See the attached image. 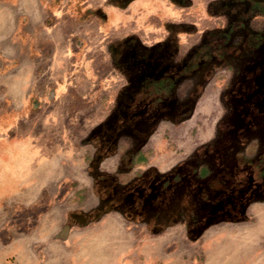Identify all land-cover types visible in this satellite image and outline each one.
<instances>
[{"label": "crops", "instance_id": "crops-1", "mask_svg": "<svg viewBox=\"0 0 264 264\" xmlns=\"http://www.w3.org/2000/svg\"><path fill=\"white\" fill-rule=\"evenodd\" d=\"M205 1L0 0V264H264V0Z\"/></svg>", "mask_w": 264, "mask_h": 264}, {"label": "rangeland", "instance_id": "rangeland-1", "mask_svg": "<svg viewBox=\"0 0 264 264\" xmlns=\"http://www.w3.org/2000/svg\"><path fill=\"white\" fill-rule=\"evenodd\" d=\"M234 1H237V2L242 1V2H244V3H246L248 5V3H247L248 0H210L209 2H210V4H212V7H214L216 9V11L219 12V11L223 10L224 6H227V5L230 6V3H231V6L233 7L234 6ZM249 1L251 2L252 0H249ZM259 1L261 2L262 0H259ZM205 4H207V1L202 0V2H201L202 7H204ZM261 17H262L261 20L264 21V15H262ZM219 22H220V17L217 16V23H219ZM257 29H259V28H257ZM248 35H249V37L251 36L249 41L253 40V42H256V40H259V39H261L260 41H262V40L264 41V32H262L261 34L260 33H249ZM257 35H258V37H257ZM255 37H257L256 40H255ZM260 41H258V43ZM121 44H122V41H121ZM250 45H252L251 42H249V48L251 47ZM253 45H255V43H253ZM120 53H121L120 61L122 63V58H124L122 56V54H123V50L122 49H120ZM103 65L104 66H101V67L98 66L97 69H94V66H91V65H87L86 66V68L88 70L87 75H86V77L88 78V81H87L88 88H95L96 87V82L94 80H92V78L93 79L95 78V77H92L93 75H95L94 72H98L99 75H100L102 71H107L109 69L108 65H106V62ZM102 78H105V74L102 75ZM108 83L105 80L104 81L100 80V82H98V87L99 88H107ZM65 84H66L65 87H67V88H76V86H75L76 82L75 81H72V82L68 81V82H65V83L63 82L62 83V85H65ZM37 103H40V100H38L37 98L35 100L31 99V102H30L31 105L37 104ZM71 116H72V119H74V117H73L74 114L73 113L71 114ZM9 135H10V133H9ZM0 152H1V149H0ZM0 164H1V162H0ZM28 183L29 182H27V180H25V184H28ZM261 216L264 217V211H263ZM11 220L13 221L14 218L13 219L11 218L10 221ZM203 227L205 228L204 231H206L207 225H205ZM257 229H258V232H260V233L263 232L264 233V220L262 221V224L257 227ZM263 244H264V241H263Z\"/></svg>", "mask_w": 264, "mask_h": 264}]
</instances>
